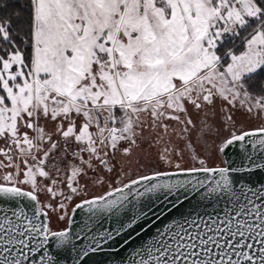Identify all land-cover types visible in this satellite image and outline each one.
<instances>
[{
    "label": "snow or ice",
    "instance_id": "obj_1",
    "mask_svg": "<svg viewBox=\"0 0 264 264\" xmlns=\"http://www.w3.org/2000/svg\"><path fill=\"white\" fill-rule=\"evenodd\" d=\"M197 127L240 163L209 166ZM153 153L174 170L141 172ZM257 171L264 0H0V264H264Z\"/></svg>",
    "mask_w": 264,
    "mask_h": 264
},
{
    "label": "rangeland",
    "instance_id": "obj_2",
    "mask_svg": "<svg viewBox=\"0 0 264 264\" xmlns=\"http://www.w3.org/2000/svg\"><path fill=\"white\" fill-rule=\"evenodd\" d=\"M237 118L238 120L242 119L241 117H239V114ZM243 126L246 128H251L253 126H256V123L245 122ZM228 135H229L228 131L224 129H220L219 135H217V131L215 127L213 128V132L207 138H202L199 135L198 127L196 130H193V132L191 133L193 147L195 148V151L199 153L201 158H205L207 160L208 165H214L215 163L223 162V159L220 153L218 152L217 148H218V144L220 143V140L222 138L227 137ZM175 162H179L182 167L199 166V164L196 161L192 160L191 155L188 152L185 153L183 160H180L179 158H174V164ZM144 163L147 164V168H142L140 169V171L145 173L150 170H166V169L174 168V164L167 165L162 161H158L156 159L155 153H153L151 157H145ZM105 188H102L99 185L92 186L91 184H89L88 195L90 196L91 194H95V193L100 194L105 190ZM50 215H52L51 227L53 229L62 228L65 226L66 220L60 221L57 219L55 214L50 213Z\"/></svg>",
    "mask_w": 264,
    "mask_h": 264
},
{
    "label": "water",
    "instance_id": "obj_3",
    "mask_svg": "<svg viewBox=\"0 0 264 264\" xmlns=\"http://www.w3.org/2000/svg\"><path fill=\"white\" fill-rule=\"evenodd\" d=\"M238 151H242V150H239L237 145L230 146L225 153L219 152L223 159L222 164L209 165V166H221L225 163H233L234 165H238L240 163L239 157L237 155ZM248 151H252L251 146H248ZM166 170H174V168L166 169ZM185 175L187 174H181L180 178H184ZM192 175H195L200 179H204L212 174L195 173ZM250 179L253 181L264 182V171H257L254 175L250 177ZM72 215L76 219L77 225H79L80 223H82L84 220L87 219V215L82 210H78L77 213ZM66 226H67V221L64 227ZM99 226L108 227L109 229H111L115 225L113 224V221L110 219H101L99 222ZM64 227L59 229H63ZM131 250H132L131 248H124L123 250H121L120 247H117L115 245H104L102 246V250L90 254V256L85 261H83L82 264H122V258L127 259L131 253ZM52 251L55 252L56 250L52 249ZM117 252H119L120 255H116L115 253ZM74 257H75L74 252L70 250H66L61 252L58 259L61 261V264H73Z\"/></svg>",
    "mask_w": 264,
    "mask_h": 264
},
{
    "label": "flooded vegetation",
    "instance_id": "obj_4",
    "mask_svg": "<svg viewBox=\"0 0 264 264\" xmlns=\"http://www.w3.org/2000/svg\"><path fill=\"white\" fill-rule=\"evenodd\" d=\"M91 195H96V193L95 194H91ZM80 198H86V197H84L83 195H81V197H79L77 199H80ZM40 199H41V201H47V197L45 195H43V194L40 196ZM74 202H76V201H74Z\"/></svg>",
    "mask_w": 264,
    "mask_h": 264
},
{
    "label": "trees",
    "instance_id": "obj_5",
    "mask_svg": "<svg viewBox=\"0 0 264 264\" xmlns=\"http://www.w3.org/2000/svg\"><path fill=\"white\" fill-rule=\"evenodd\" d=\"M253 127H255V126H253ZM218 164H222V162L221 163H215L214 165H218Z\"/></svg>",
    "mask_w": 264,
    "mask_h": 264
}]
</instances>
